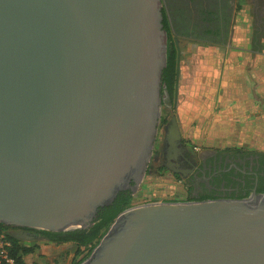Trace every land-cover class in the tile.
Instances as JSON below:
<instances>
[{
  "label": "water",
  "instance_id": "95a60500",
  "mask_svg": "<svg viewBox=\"0 0 264 264\" xmlns=\"http://www.w3.org/2000/svg\"><path fill=\"white\" fill-rule=\"evenodd\" d=\"M161 20L160 0H0L1 223L86 228L138 190L162 104L172 106ZM180 140L172 114L162 137L172 171ZM77 264H264V192L131 205Z\"/></svg>",
  "mask_w": 264,
  "mask_h": 264
},
{
  "label": "flooded vegetation",
  "instance_id": "af4514ba",
  "mask_svg": "<svg viewBox=\"0 0 264 264\" xmlns=\"http://www.w3.org/2000/svg\"><path fill=\"white\" fill-rule=\"evenodd\" d=\"M160 3L161 22L166 31L167 46L170 42L169 37L174 46L175 66L177 50L180 53L179 62L182 59L180 41L184 40L198 46L222 48H226L228 44L231 46L229 42L233 38L240 0H160ZM172 96L174 99V87ZM166 123L167 121L158 126L144 178L150 173H170L174 177H180L179 181L185 184L188 193L186 200L239 198L253 191L264 192V150L245 152L200 149L194 152L181 137L180 142L186 149L183 154H179L181 164L177 167L178 171L166 168L163 164L165 150L162 146L163 127ZM127 191L132 195L129 189ZM9 230L27 235L26 239L16 238L22 243L44 241V238L34 231L35 229L13 226Z\"/></svg>",
  "mask_w": 264,
  "mask_h": 264
},
{
  "label": "rangeland",
  "instance_id": "374dc122",
  "mask_svg": "<svg viewBox=\"0 0 264 264\" xmlns=\"http://www.w3.org/2000/svg\"><path fill=\"white\" fill-rule=\"evenodd\" d=\"M242 8V10H240ZM242 5H239L236 20L240 24L248 19ZM248 8V7H247ZM249 20V19H248ZM170 45L173 44L171 38ZM232 41H240L238 25L234 28ZM181 61L179 62V76H182L184 92L180 95L179 89L172 106L162 104L159 126L169 120L172 114L178 118L181 137L190 150L219 149L232 151L255 152L264 150V123L259 122L257 127L249 122V115H231L224 113L226 107L219 104V96L223 94L222 75L225 61L224 48L193 45L187 41H180ZM237 60V59H236ZM236 65L235 60L230 62ZM235 83V82H234ZM181 89V87L179 86ZM213 89L212 102L207 101L205 109L207 119H194L183 110L186 107V98L193 89L195 92ZM189 90L188 92H186ZM210 99V98H209ZM228 106V105H227ZM202 107V106H201ZM239 117V118H238ZM160 132V130H159ZM161 136V133L158 134ZM170 173H150L143 179L138 190L133 194L132 205L145 202L159 201H186L185 184ZM53 248V249H51ZM76 247L72 243L54 245L41 242L40 247L33 254L26 256L27 264H73L77 258Z\"/></svg>",
  "mask_w": 264,
  "mask_h": 264
},
{
  "label": "crops",
  "instance_id": "0c3cea01",
  "mask_svg": "<svg viewBox=\"0 0 264 264\" xmlns=\"http://www.w3.org/2000/svg\"><path fill=\"white\" fill-rule=\"evenodd\" d=\"M240 5L246 7L249 20L238 24L235 19L234 28L238 25L240 41L231 40V46L224 48L225 75L221 78L224 88L218 100L227 109L224 113L239 114L241 120L242 115H249L245 119L257 127L259 122L264 123V0H240ZM234 60L236 65L230 63ZM182 76H179V95L184 92ZM212 96V88L199 92L193 89L188 93L182 113L201 121L207 119L209 111L205 106L207 101L212 102Z\"/></svg>",
  "mask_w": 264,
  "mask_h": 264
},
{
  "label": "trees",
  "instance_id": "16d2710c",
  "mask_svg": "<svg viewBox=\"0 0 264 264\" xmlns=\"http://www.w3.org/2000/svg\"><path fill=\"white\" fill-rule=\"evenodd\" d=\"M175 81V51L173 44L167 46V60L166 66L162 71V83L165 84L166 89L171 97ZM248 193H246L247 195ZM133 195L129 191H122L116 195L111 204L101 207L97 211L96 218L86 228H77L70 231H46L37 230L40 236L44 238L46 243L61 244L64 242H71L76 247L77 258L73 264L79 263L85 258L92 248L97 244L100 237L103 235L113 218L123 209L132 205ZM10 228L12 226H7ZM12 254L15 256L16 264H27L26 256L36 252L40 247L41 242L36 243H22L18 239L11 237Z\"/></svg>",
  "mask_w": 264,
  "mask_h": 264
},
{
  "label": "built area",
  "instance_id": "2783aa9c",
  "mask_svg": "<svg viewBox=\"0 0 264 264\" xmlns=\"http://www.w3.org/2000/svg\"><path fill=\"white\" fill-rule=\"evenodd\" d=\"M9 231V228L0 222V264H16L15 256L12 254Z\"/></svg>",
  "mask_w": 264,
  "mask_h": 264
}]
</instances>
